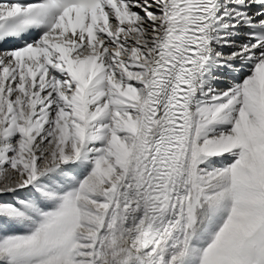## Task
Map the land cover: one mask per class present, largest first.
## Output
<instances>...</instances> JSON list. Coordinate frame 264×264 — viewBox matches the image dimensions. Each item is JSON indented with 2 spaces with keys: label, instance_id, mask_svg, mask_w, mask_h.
<instances>
[{
  "label": "snow or ice",
  "instance_id": "obj_1",
  "mask_svg": "<svg viewBox=\"0 0 264 264\" xmlns=\"http://www.w3.org/2000/svg\"><path fill=\"white\" fill-rule=\"evenodd\" d=\"M0 264H264V0H0Z\"/></svg>",
  "mask_w": 264,
  "mask_h": 264
}]
</instances>
